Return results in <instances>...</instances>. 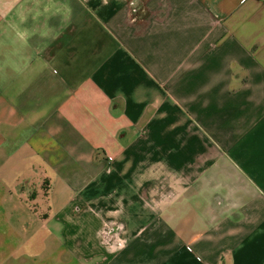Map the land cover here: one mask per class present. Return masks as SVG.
Segmentation results:
<instances>
[{"label":"crops","instance_id":"obj_1","mask_svg":"<svg viewBox=\"0 0 264 264\" xmlns=\"http://www.w3.org/2000/svg\"><path fill=\"white\" fill-rule=\"evenodd\" d=\"M0 264H264V0H0Z\"/></svg>","mask_w":264,"mask_h":264},{"label":"built area","instance_id":"obj_2","mask_svg":"<svg viewBox=\"0 0 264 264\" xmlns=\"http://www.w3.org/2000/svg\"><path fill=\"white\" fill-rule=\"evenodd\" d=\"M112 160V159H111ZM190 250V249H189Z\"/></svg>","mask_w":264,"mask_h":264}]
</instances>
